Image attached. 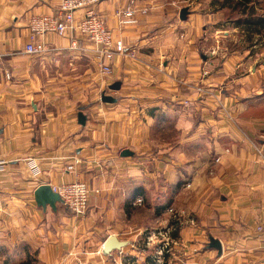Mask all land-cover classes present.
Returning a JSON list of instances; mask_svg holds the SVG:
<instances>
[{"label":"crops","instance_id":"0c3cea01","mask_svg":"<svg viewBox=\"0 0 264 264\" xmlns=\"http://www.w3.org/2000/svg\"><path fill=\"white\" fill-rule=\"evenodd\" d=\"M128 2L148 12L118 24L115 9ZM59 3L0 0V48L6 53L0 64V159L7 161L0 175V264L154 261L151 248L141 244L144 230L169 226L174 210H186L194 224L173 233L177 243L165 264H264V61L256 59L244 72V59L218 52L213 9H190L178 22L174 10L155 0L97 5L114 35L136 51V58L116 56L108 76L83 39L72 49L68 38L48 35V53H22L30 16L52 13ZM209 36L217 49L205 55L202 42ZM200 79L210 94L195 95L191 84ZM115 82L119 89L109 92ZM103 92L117 101H103ZM150 126L182 135L162 150L150 139ZM28 157L41 164L40 179L30 174ZM74 157L82 159L77 171L66 170ZM77 178L90 189L84 215L63 201L38 205L39 185ZM110 235L128 243L104 253ZM210 236L221 241V254L209 246Z\"/></svg>","mask_w":264,"mask_h":264},{"label":"built area","instance_id":"2783aa9c","mask_svg":"<svg viewBox=\"0 0 264 264\" xmlns=\"http://www.w3.org/2000/svg\"><path fill=\"white\" fill-rule=\"evenodd\" d=\"M101 1L104 0H60L56 11L31 15L27 25L29 39L21 50L22 53L24 52L27 55H44L48 53L50 47L46 37L57 35L68 38L72 49L79 48L81 39L88 41L92 45L91 50L98 58V68L102 76H108L112 73V61L116 56L127 55L136 58L135 49L127 46L124 39L116 37L113 30L107 25L104 16L100 14L97 5ZM147 10V8L128 2L126 5L115 9V17H117L118 24H125L126 21H137V16L146 14ZM5 54L0 48V64ZM73 159V162L66 166V170L76 172V166L82 162V159L77 157ZM27 163L32 177L40 179L43 169L38 159L28 157ZM6 166L7 161L0 159V175L6 171ZM52 188L60 194L63 203L72 213L77 216L86 213L90 189L85 180L77 178ZM172 217L179 219L178 213L173 212ZM174 222L173 220L166 227H154L144 231V247H154L152 257H154L156 264H165V255L167 253L171 254L177 243V240L172 237L173 232L177 229L172 225ZM190 222L194 224L193 219ZM216 263L208 261L199 264ZM131 264H135V262Z\"/></svg>","mask_w":264,"mask_h":264},{"label":"rangeland","instance_id":"374dc122","mask_svg":"<svg viewBox=\"0 0 264 264\" xmlns=\"http://www.w3.org/2000/svg\"><path fill=\"white\" fill-rule=\"evenodd\" d=\"M159 2H165L168 5L167 8L164 7L165 10H174L176 15L173 16V20L180 22V12L183 7H188L194 10L195 12H200L201 10L213 9L215 20L218 21V26L220 28L219 39H221L218 52H225L229 55H233L237 60L240 58L244 59L245 62L241 66V69L245 72L248 67L257 59V64H261L264 61V27L260 29L261 31L254 30L255 27L250 28L246 26L244 23L247 19H264V0H155ZM239 2H244V4H240ZM142 7V6H139ZM236 7V8H235ZM148 9V7H146ZM197 8V9H196ZM180 10V11H179ZM188 16V14H187ZM242 21V22H241ZM241 22V23H240ZM180 28V27H179ZM260 28V27H258ZM211 29V27H209ZM181 30V29H180ZM183 31V30H182ZM213 32L214 29H212ZM177 32H180L179 30ZM185 33V30L183 31ZM179 34V33H178ZM210 34V33H209ZM216 34V32H215ZM202 43L206 44V50H203V54H208L207 50L213 51V48L217 49V42L213 36H209L206 41ZM218 44V43H217ZM215 47H214V46ZM183 50V46H178V54ZM201 56V55H200ZM252 56V58H250ZM241 59V60H242ZM240 69V68H239ZM81 70V69H80ZM207 73V71H203L202 75ZM192 89L196 93L197 96H204L205 94H210L205 90V86L203 81L200 79L196 81L194 84H191ZM108 89V87H107ZM109 92H112V89H108ZM213 95V94H211ZM100 96V93H98ZM100 100V99H99ZM185 103H189L190 99H184ZM149 137L154 140L155 144H160L162 146H158L162 150L169 149L172 147L177 140L179 135H182V132L177 131L169 126L165 127L162 131L158 132V129L154 126H150L149 128ZM177 131V132H176ZM159 133V141H156L154 136ZM158 142V143H157ZM153 147V145H152ZM174 213H178L179 219L172 218L175 222L172 224L174 228L177 227L179 230L182 225L186 222H190L192 219L187 213L186 210H174ZM157 225V226H156ZM149 224L146 226L144 231H148L151 228L159 227L158 224ZM174 231V232H175ZM173 232V233H174ZM173 235L172 237L175 239ZM141 244H144L142 241ZM153 251L154 247H150ZM167 253L165 257L168 255Z\"/></svg>","mask_w":264,"mask_h":264},{"label":"water","instance_id":"95a60500","mask_svg":"<svg viewBox=\"0 0 264 264\" xmlns=\"http://www.w3.org/2000/svg\"><path fill=\"white\" fill-rule=\"evenodd\" d=\"M188 13H189L188 7H183L180 12L181 19L185 20L187 18ZM120 84H121L120 82H115L110 86V88L119 89ZM101 96H102L101 97L102 100L105 102L113 103L117 101L116 97L107 94L106 92H103ZM78 118L81 124H85L87 117L83 113V111H79ZM123 154L124 155L131 154V152L125 149L123 151ZM34 196L38 205L43 207H46V205L48 204L51 206H55L57 201H62L60 194L57 191H54L52 186L47 183H43L39 185L34 192ZM209 240H210L209 246L218 249V253L221 254L222 253L221 241L213 236H210ZM127 243L128 240L119 239L117 235H110L109 237H107V239L104 242L103 252L107 254L111 253L113 250L121 249Z\"/></svg>","mask_w":264,"mask_h":264},{"label":"trees","instance_id":"16d2710c","mask_svg":"<svg viewBox=\"0 0 264 264\" xmlns=\"http://www.w3.org/2000/svg\"><path fill=\"white\" fill-rule=\"evenodd\" d=\"M237 4H239L238 6H240V4H244V2H239V3H237ZM245 5V4H244ZM236 8V7H235ZM242 22V21H241ZM240 22V23H241ZM245 24H246V26H248V27H250V28H253V27H255V29L254 30H257V31H261L260 29H262V27H264V19L262 18V19H246L245 20V22H244ZM258 27H260V28H258ZM144 264H155L154 263V261L153 260H151V259H148Z\"/></svg>","mask_w":264,"mask_h":264}]
</instances>
